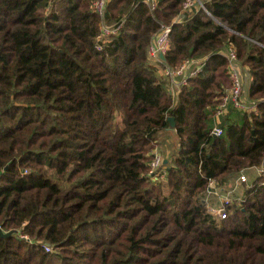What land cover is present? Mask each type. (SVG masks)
Instances as JSON below:
<instances>
[{"label": "trees", "instance_id": "trees-1", "mask_svg": "<svg viewBox=\"0 0 264 264\" xmlns=\"http://www.w3.org/2000/svg\"><path fill=\"white\" fill-rule=\"evenodd\" d=\"M94 1L0 0V264H264V178L224 220L203 202L210 179L230 186L264 162V0H110L122 28L101 49ZM162 25V67L204 62L175 102L149 61ZM230 45L257 111L231 110L214 137Z\"/></svg>", "mask_w": 264, "mask_h": 264}, {"label": "built area", "instance_id": "built-area-1", "mask_svg": "<svg viewBox=\"0 0 264 264\" xmlns=\"http://www.w3.org/2000/svg\"><path fill=\"white\" fill-rule=\"evenodd\" d=\"M54 1V0H51ZM110 0H95L93 10L101 20V34L98 38V49L103 47V40L117 36L122 28V23L109 24L106 20V10ZM199 0H186L183 4V11L187 12L196 5ZM151 10H155L159 0H146ZM172 28L170 25H162L160 30L154 35L149 47V61L152 65L158 67L162 77L170 84L169 93L174 102L177 100L180 91L188 84V81L195 78L203 69V60H186L176 68L162 67L164 62L161 58L166 55L170 48V35ZM222 54L228 61V74L231 81V87L225 90L220 98V103L215 113V124L212 130L214 137L223 135L224 130L221 127L222 119L227 117L231 110L240 113L251 114L257 111L254 102H250L246 96L245 78L243 66L238 58V53L233 45H230ZM246 71V70H245ZM157 146L151 152L150 174L154 176V181L164 180L166 177V164L162 151ZM258 177L264 178V162L261 166L254 168ZM26 173V172H24ZM249 184L248 177L242 173L230 186L220 184L216 179L209 180L208 189L203 197L207 212L214 218L224 220L229 216L230 209L233 206H242L244 192H240V187ZM264 185V183H263ZM20 237L28 240V236L20 234ZM46 252H53V249L46 245Z\"/></svg>", "mask_w": 264, "mask_h": 264}, {"label": "crops", "instance_id": "crops-1", "mask_svg": "<svg viewBox=\"0 0 264 264\" xmlns=\"http://www.w3.org/2000/svg\"><path fill=\"white\" fill-rule=\"evenodd\" d=\"M243 69L246 70V68H244V67H243ZM245 70L243 72H244V78H245V84H246L245 85V90H246V96H247L248 87H249V83H250L251 79H250L248 73ZM234 112H236V111H234ZM227 117H230L231 119H235L236 118L235 113L232 114L231 112L229 113V115H227ZM158 146H159L158 148H160V150L162 151V154H163L164 158H167L168 155L170 154V150L168 149V147L164 146V145H161V143ZM164 147H167V150H165ZM256 173L257 172L255 170H250L249 172H247V175L250 178V180H249L250 182L253 181V179L257 175ZM243 191H244V185L240 187V192L243 193Z\"/></svg>", "mask_w": 264, "mask_h": 264}, {"label": "rangeland", "instance_id": "rangeland-1", "mask_svg": "<svg viewBox=\"0 0 264 264\" xmlns=\"http://www.w3.org/2000/svg\"><path fill=\"white\" fill-rule=\"evenodd\" d=\"M201 1H203V0H199V1H197L196 2V5L195 6H199V7H201L202 9H204L205 10V5H203V4H201ZM204 2V1H203ZM169 136H167V135H164L163 137H162V142H161V145H164V146H169V144H171L170 146H172V145H174V140H173V138L170 136L169 138H168ZM169 149V148H168ZM170 155V154H169ZM168 155V156H169ZM249 172V171H248ZM257 174V173H256ZM247 177H248V175H247ZM248 180H250V178L248 177Z\"/></svg>", "mask_w": 264, "mask_h": 264}, {"label": "water", "instance_id": "water-1", "mask_svg": "<svg viewBox=\"0 0 264 264\" xmlns=\"http://www.w3.org/2000/svg\"><path fill=\"white\" fill-rule=\"evenodd\" d=\"M201 4L204 5V2L201 1ZM161 58H162V60H165V56L164 55H162ZM169 121L171 122L172 128H175V120H174V118H169ZM165 164H167V161H165ZM10 235H11L10 233H4L2 228H0V237H8Z\"/></svg>", "mask_w": 264, "mask_h": 264}]
</instances>
